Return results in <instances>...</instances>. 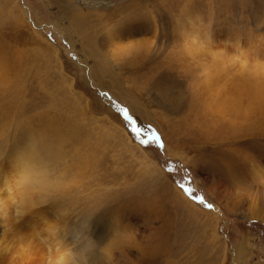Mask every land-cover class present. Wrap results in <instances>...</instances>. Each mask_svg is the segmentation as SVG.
I'll return each instance as SVG.
<instances>
[{
    "label": "rangeland",
    "instance_id": "1",
    "mask_svg": "<svg viewBox=\"0 0 264 264\" xmlns=\"http://www.w3.org/2000/svg\"><path fill=\"white\" fill-rule=\"evenodd\" d=\"M0 170V264H264V0H0Z\"/></svg>",
    "mask_w": 264,
    "mask_h": 264
},
{
    "label": "bare ground",
    "instance_id": "2",
    "mask_svg": "<svg viewBox=\"0 0 264 264\" xmlns=\"http://www.w3.org/2000/svg\"><path fill=\"white\" fill-rule=\"evenodd\" d=\"M101 50V49H100ZM107 63V62H106ZM230 102V101H229ZM242 105V102L241 100H238L235 102V104L237 105ZM220 105V104H219ZM214 106V105H213ZM243 106V105H242ZM218 108V106H217ZM228 111H231L232 114H234V117H241L243 116V114H241V111H233L232 108H230V110ZM20 162L22 161V158L19 160ZM1 171V170H0ZM6 179V177H4ZM7 181V179L5 180ZM4 182V181H3ZM7 184V182H6ZM35 184H36V181H33L31 180L30 178H27L25 181H24V185L21 189V194L19 196V200H18V203L21 207L24 208H27V207H30L31 205L34 204V202L36 201V197H35V193H34V189H35ZM180 199V198H179ZM177 202V201H176ZM20 208V207H19ZM19 211H21L19 209ZM89 224V223H87ZM86 224V221L85 220H82L81 221V226L82 227H87L89 225ZM55 225V224H54ZM80 225V224H79ZM48 226V229L50 231H53L55 228L54 226H49V223L47 224ZM79 227V226H78ZM85 229V228H84ZM76 230V229H75ZM60 231H63V229H61ZM70 231V230H69ZM83 230H77V234L79 236V234L82 233ZM85 231V230H84ZM5 232L6 231H3V233L0 235V257H2L3 253L6 252L8 249H9V245L8 244H4V239H5ZM67 232V231H66ZM39 234V233H38ZM55 234H57L56 236V239L52 240L53 237H52V241H55L56 245L58 246V248H61L59 250H61L57 256V258L55 259V261H52L50 262V264H76L78 262V259L75 258V255H74V251L71 249V248H68V246L70 245H66V241H68V236L64 233H61V232H56ZM77 234H74V235H71L72 236V239H76L77 238ZM17 239V238H16ZM61 242L63 244H61ZM73 244V243H72ZM19 245V244H18ZM67 246V247H66ZM4 256V255H3Z\"/></svg>",
    "mask_w": 264,
    "mask_h": 264
},
{
    "label": "snow or ice",
    "instance_id": "3",
    "mask_svg": "<svg viewBox=\"0 0 264 264\" xmlns=\"http://www.w3.org/2000/svg\"><path fill=\"white\" fill-rule=\"evenodd\" d=\"M119 108V106H117ZM119 111L123 113L124 117L126 120H129L131 121V117L128 113V110L125 109V108H119ZM133 131L135 132H139V129L137 128H133ZM149 131H151V129H149ZM141 144L143 145H149V144H152V143H155L157 144L160 148L163 147V144H162V141H161V138L158 136V134L154 131H151V138L150 139H141ZM169 171H171V168L168 169ZM180 188L185 190V191H191L190 189H187L185 188V185L184 184H180ZM198 200H200V202L203 204L204 201H203V198L202 197H197ZM208 208H212L213 205L211 204H208L206 205Z\"/></svg>",
    "mask_w": 264,
    "mask_h": 264
},
{
    "label": "trees",
    "instance_id": "4",
    "mask_svg": "<svg viewBox=\"0 0 264 264\" xmlns=\"http://www.w3.org/2000/svg\"><path fill=\"white\" fill-rule=\"evenodd\" d=\"M249 229L253 232H259L260 234L264 235V224L259 223L258 221H243Z\"/></svg>",
    "mask_w": 264,
    "mask_h": 264
}]
</instances>
